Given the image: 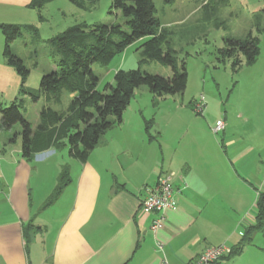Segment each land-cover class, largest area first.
<instances>
[{
  "label": "crops",
  "instance_id": "0c3cea01",
  "mask_svg": "<svg viewBox=\"0 0 264 264\" xmlns=\"http://www.w3.org/2000/svg\"><path fill=\"white\" fill-rule=\"evenodd\" d=\"M32 2L0 0V24H32ZM4 43L0 29V106L16 99L22 106L27 95L19 94L22 78L8 64ZM256 94L220 118L224 151L212 124L168 153L162 144L156 148L152 133L149 139L144 118L123 115L86 161L70 156L68 146L41 148L28 160L20 136L7 143L13 129L1 127L0 113V264H191L210 246L235 249L255 224L264 192V91ZM39 123L40 114L33 129ZM66 165L70 182L44 206ZM170 172L188 187L153 231L156 215L144 213L141 202ZM263 233L254 231L240 253L218 264H264Z\"/></svg>",
  "mask_w": 264,
  "mask_h": 264
},
{
  "label": "rangeland",
  "instance_id": "374dc122",
  "mask_svg": "<svg viewBox=\"0 0 264 264\" xmlns=\"http://www.w3.org/2000/svg\"><path fill=\"white\" fill-rule=\"evenodd\" d=\"M112 1L79 0V5L72 0H53L41 10L43 21L38 20V10H33L36 19L32 24L37 26V32L23 30V35L12 45L13 53L30 70L26 84L29 91L39 92L42 77L55 70L52 40L57 35L78 24L90 27L97 23L124 25L121 12L111 8ZM153 1L160 29H165L168 38L163 47L173 49L178 61L185 62L188 83L184 92L164 96H155L145 85L137 88L124 117L128 121L136 118L151 121L149 131L157 139L156 148L162 144L169 153L177 151L178 145L192 138L199 127L211 124L213 127L229 109L253 99L254 94L258 98L256 93L264 91V0ZM249 33L259 37L260 54L256 62L249 65L245 56L239 54L237 57L243 61L242 65L234 68V58L225 57L222 49L227 39H244ZM143 41L134 42L107 64H93V71L99 77V90L104 91L107 84L114 83L115 72L119 69L140 67L152 74L172 76L170 66L157 60L140 62ZM70 101L68 92L61 88L57 92L41 93L37 101L25 96L21 111L35 127L45 106L63 112ZM200 102L205 104L204 113L195 110ZM16 125L19 129L14 126L10 137L22 130L21 124ZM216 136L220 150L224 151L222 133ZM260 242L264 245V233Z\"/></svg>",
  "mask_w": 264,
  "mask_h": 264
},
{
  "label": "trees",
  "instance_id": "16d2710c",
  "mask_svg": "<svg viewBox=\"0 0 264 264\" xmlns=\"http://www.w3.org/2000/svg\"><path fill=\"white\" fill-rule=\"evenodd\" d=\"M51 1L53 0H33L32 5L38 9L40 21L44 20L42 8ZM72 1L81 5L79 0ZM111 8L121 12L125 19L124 25L97 23L90 27L78 24L69 27L52 40L55 46L53 59L57 68L42 77L40 91L37 93L29 91L25 86L30 70L12 51L13 42L23 35V30L37 32V26L0 24L5 37L3 54L8 64L15 68L22 78L19 91L21 96L29 95L32 100L37 101L41 93L57 92L61 88L73 94L66 111L60 112L45 106L40 112V123L36 129H33L22 113L21 104L17 99L9 106H0L2 128L11 129L18 123L22 126V130L12 136L10 142H14L18 136L21 137L22 155L26 159H32L41 148L54 146L60 149L68 146L70 156L86 161L102 136L114 125L122 123L124 112L137 88L148 86L155 96L185 91L188 83L186 64L184 61H178L173 49L163 47L168 38L165 29H160L154 1L113 0ZM138 40H144L143 59L140 62L157 60L170 66L172 76L152 74L142 71L140 67L119 69L115 72L114 83L107 84L104 91L99 90V77L93 71V64H107ZM226 43L222 54L234 58V68L242 65L243 61L237 57L239 54L245 56L248 65L255 63L260 54V39L252 33L244 39L229 38ZM150 124L151 121H145V129L149 139H153L149 131ZM70 180L69 167L66 165L62 168L58 184L44 206L52 204ZM256 209L255 224L247 228L232 255L243 250L244 245L251 241L254 231L264 229V192L257 199ZM26 231V239L29 241Z\"/></svg>",
  "mask_w": 264,
  "mask_h": 264
},
{
  "label": "built area",
  "instance_id": "2783aa9c",
  "mask_svg": "<svg viewBox=\"0 0 264 264\" xmlns=\"http://www.w3.org/2000/svg\"><path fill=\"white\" fill-rule=\"evenodd\" d=\"M204 108V102H200L196 105L195 110L199 113H204ZM225 128L226 123L224 119H219L212 127V131L215 134H219ZM187 187L188 183L184 178H179V183H176L174 181V173L170 172L160 177L156 184L147 188L148 194L142 200L141 208L144 213L156 215L151 224L153 231H157L164 225L166 212L177 208L176 197ZM159 247L162 248L161 245ZM232 253V247L226 243H221L206 248L191 264H218L220 261L229 258Z\"/></svg>",
  "mask_w": 264,
  "mask_h": 264
}]
</instances>
